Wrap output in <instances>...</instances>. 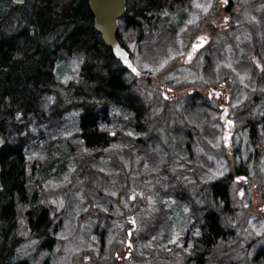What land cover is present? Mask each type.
<instances>
[{"label":"rangeland","instance_id":"374dc122","mask_svg":"<svg viewBox=\"0 0 264 264\" xmlns=\"http://www.w3.org/2000/svg\"><path fill=\"white\" fill-rule=\"evenodd\" d=\"M222 1L225 0H192L176 10L159 12L155 26V20H152V25L148 26L146 21L140 19L141 28L134 31L133 28L128 27L121 32L124 39L130 38V41L125 43V48L129 50L134 64L142 75L150 80L146 82L145 79L131 78L129 79L131 83L127 81L132 88V102L137 104L134 99L137 97L143 104L142 117H139L135 105L131 107L132 112L128 109L129 105H124L117 110L110 107L109 112L105 114L108 125L103 129H107L116 137L117 149L113 153L116 155L114 161L116 172L112 174H116L118 181L124 177V183L122 181L115 186L109 185L102 167H100L101 171L92 168L90 160L82 150H79L81 145L76 134L79 116L77 113L74 115L65 113L67 107L75 102L66 92L65 86L77 74V60L68 59L54 64L53 83L55 87L57 86L59 109L65 113L63 119L66 123L57 133L52 134L50 131L41 148L35 150L32 147L25 155L28 165L26 187L29 193L32 190L38 193L35 195L36 205H44L56 215L63 216V220L58 219L61 220V231L57 236V245L50 254L46 252L44 254V259L49 261V264H91L89 256L81 252L89 247L86 245L87 242L90 241L91 244L96 245V248L103 247L102 244L105 247V240L109 239L111 234L112 245H116L115 235L119 245L121 242L124 243L125 233L130 229V226L127 227V220L130 219L134 220L138 231L132 233L130 240L135 253H132L133 257L125 264H194L191 257L185 253L191 246L185 244L183 248L180 241L175 242V237H179L192 220L184 216L181 221L178 213L174 219L169 217L165 206L170 205L171 202L169 199L165 200L166 204L164 200L161 201L162 196L165 195V188L160 179L167 180L168 173L165 167L170 160L175 162L180 159L187 167L190 176L200 170V203L202 202L200 208H202L204 205L207 206L208 199L203 197L207 193L201 186L214 181L219 176L217 174L223 176L230 173L235 161L233 158H228L229 160L226 158V161L218 160L220 154L226 153L221 144L222 128L201 118L198 108H191L188 100L182 98V93L193 87L192 79L196 74L191 70L198 71L197 63L191 66L190 61L185 62V57L190 52L189 42L200 26L205 27L206 35H211V49H205L200 53V87L221 82L225 78H220L222 74L229 76L232 85L237 87V93H232L234 96L239 95L240 87L248 88L244 80L250 84L255 81L248 73L243 76L234 72L229 73L232 55L261 54L264 45V0H226L230 6H233L232 13L235 14L233 27L208 26V9L210 10L212 5L220 6ZM187 7L189 9L185 12ZM223 14L226 15L220 9L218 14L220 20ZM138 33L141 38L144 37L139 43L134 41ZM204 59H207L206 66L203 64ZM209 61L210 65H208ZM260 80H264V77ZM226 86L230 89L228 83ZM168 87L178 95L175 96L178 98L177 102H169L161 98V93L168 94L166 92ZM130 113L133 115L130 116ZM134 116L138 123L134 122ZM131 124H137L139 130L144 129L146 134L140 136L135 132L134 136H131ZM238 132L236 130V133ZM138 136L141 139L138 141L140 147L137 149L134 147V139ZM232 140L233 137L227 141L228 144H232ZM235 144L241 147L242 161H245V156L253 150L246 149L245 132L235 138ZM231 148L230 146L229 149ZM122 153L124 157H121ZM83 156L88 160L82 158ZM255 161L257 167L254 166L258 171L260 170L259 175L262 177L261 184L257 187L253 182L244 192L239 191L240 185H232L231 190L234 194L231 201L229 199L228 210L223 212V219L226 221L223 224L230 234V229L234 232V236L226 234L222 238L221 244L213 249L211 261L220 264L264 263L260 250L264 249V214L257 209L259 207L262 210L264 207V174L261 172L264 156L261 158L258 155ZM108 162L111 160L109 159ZM149 168L160 178L155 186L143 180L145 178L149 181L152 175ZM59 183L67 185L63 192L55 196L47 194L40 196L43 189ZM139 183L158 207H164L160 217L151 219L149 203L146 201L144 205L147 207H142L140 211L134 206V192ZM147 185L151 186L150 190ZM120 186L123 189H120ZM254 198L260 202L252 203ZM249 200L251 202L248 204ZM183 204H180L179 211L186 206L190 208L191 201L188 196L183 200ZM89 206L92 211L91 216L85 211ZM231 207L234 209L233 215ZM186 213L184 212V215ZM107 215L111 218L108 221L104 219ZM23 221V213L19 212V232L25 240L27 232L23 227ZM107 224L111 225L110 233ZM103 230L105 234L102 233ZM91 231L94 234H91ZM120 234L124 236L123 239ZM141 236L139 243L138 239ZM144 239L151 246V250L147 251L150 256L145 259L142 254L146 252L143 251L142 246ZM27 242L28 246L20 248L19 257L27 261L29 256L32 264L33 260L36 261L37 254L29 248L30 241ZM197 249L200 252L198 247ZM259 250L261 257L255 261L254 258ZM78 257L82 260L78 261ZM96 259L97 264L101 263L99 255H96Z\"/></svg>","mask_w":264,"mask_h":264},{"label":"trees","instance_id":"16d2710c","mask_svg":"<svg viewBox=\"0 0 264 264\" xmlns=\"http://www.w3.org/2000/svg\"><path fill=\"white\" fill-rule=\"evenodd\" d=\"M125 1L126 13L123 21L122 18L117 21L115 34L120 45V32L125 29V24L132 26L133 20L138 18L151 26L152 15L183 5L180 2L183 0ZM92 19L87 0H26L20 6L12 0H0V264H26V260L19 257L25 240L19 232L18 214L22 212L24 218V207H28L29 219H33L31 223L35 229L32 228V234L49 218L53 222L63 220L62 215H56L50 208L36 206L35 195L38 193L34 190L29 193L26 187L28 165L25 155L32 147L35 150L41 148L50 131L54 134L63 127L65 113L79 116L76 131L81 145L79 150L90 160L92 168L101 171L102 167L109 185L115 186L124 179L118 181L116 174H112L116 172V155L113 154L117 149L116 137H112L107 129H102L99 135L94 123L98 118H105L110 107L117 110L129 105L132 112L131 107L135 105L139 117L143 116L144 107L137 97L134 98L137 104L132 102L131 88L126 86L122 91L119 63L94 31ZM68 59H76L78 66L76 76L65 86L75 102L62 113L53 73L57 61ZM137 133L145 135L143 129ZM86 157L82 158L88 160ZM66 186L59 183L46 187L40 196H55ZM215 187V194L221 197L223 188ZM120 189L123 188L120 186ZM205 209L200 208V222ZM85 211L91 216L90 206ZM104 219L111 218L107 215ZM110 226L107 224L108 233ZM206 228L209 241L220 233L213 217L208 219ZM50 230L47 222L44 231L39 230L42 231L39 239L43 238L46 248H51L50 239L54 238ZM91 234L94 233L91 231ZM38 236L35 237L38 239ZM120 237L124 238L122 234ZM110 238L105 240V247L102 244L103 247L96 248L88 241L89 247L81 252L89 256L91 264L98 263L96 255H99V264L127 263L133 257L134 249L125 260L122 258L125 254L123 243L119 245L115 235L116 245H112ZM145 240L142 243L143 251H146L142 253L144 259L150 256L147 251L151 250ZM81 260L78 257V261Z\"/></svg>","mask_w":264,"mask_h":264},{"label":"flooded vegetation","instance_id":"af4514ba","mask_svg":"<svg viewBox=\"0 0 264 264\" xmlns=\"http://www.w3.org/2000/svg\"><path fill=\"white\" fill-rule=\"evenodd\" d=\"M125 1V0H124ZM192 2V0H183L180 1L181 3L186 2ZM180 3V4H181ZM222 4L220 6H214L212 5L211 9H208L207 12V25L213 26L214 28L217 26H223L224 28H232L233 23L235 21V14L232 13L233 6H230V3L227 1H222ZM190 7V6H189ZM189 7L185 9V12L188 11ZM126 1H125V11L126 13ZM220 9H222L223 13H226V15L223 14L221 20L218 16ZM123 14V16H124ZM176 14V13H174ZM217 15V17H216ZM123 16L122 21H123ZM156 16L152 15L153 20H155L156 25ZM263 17V14H262ZM131 27L134 31L138 30L142 27L141 20L136 18L133 20L132 26L124 25V28ZM203 26H200L197 29V33L191 38L189 44H190V52L185 57V62L190 61V65L194 66L195 63L198 65V71H195L194 69L191 70V72L195 73L196 76L193 77V87L191 89H188L182 93V98L187 99L188 104L191 108H198L199 114L202 116L201 118H204L207 122L211 124H217L219 125L220 129L222 128V131L220 132V136L222 139V146L224 147V151L226 153L220 154V157L218 160L226 161V158H233L235 161V164L233 167H231V172L225 175H219L214 181L207 183L206 185H202L201 187L203 190L206 191L207 194H204L203 197H206L208 199L207 206H203L206 209L204 210V215L201 220L200 224V170L196 173H194L193 176H190L188 173L187 167L183 164V162L180 161V159L176 160L175 162H172L171 160L166 165V171L168 173V178L166 181H163L162 178L156 176V172L154 173L152 171V175L150 176L149 181H147L145 178L143 179L146 183L150 185H157L158 182H156L158 179L161 180L162 184L165 188V195L162 196L161 201L166 199H169L171 204L165 206L166 213L170 215L169 217L174 219L176 218V213H178L181 217V221L185 217H190V220L192 222L184 228V231L180 234L179 237H175V242L178 240L182 243V247L184 248L185 244L188 246H191V248H187V253L191 259L193 260L194 264H220L216 263L214 261H211V255H213V249H215L219 244L222 242V238L225 237L226 234H229L234 236V232L231 231V234L228 230H225L224 224L226 221L223 219V212L225 213L229 208V199L231 201V197L234 194V192L231 190L232 185H240V192H244L247 190V187L251 183H256L257 187L261 184V176L259 175L260 170H257V163L256 159L258 158V155L262 158L264 156V80H260L261 77H264V45L261 48V54L257 53H238L232 55V65L231 70L229 73L234 72L239 76H243L245 73H248L250 76L254 78V83L250 84L247 80H244V82H247L248 88L244 89L243 87H240V93L238 96H234L232 93H237V87L233 86L230 80L229 76H224L220 74V78L224 79L219 82L215 83L214 85H208L200 87V53L203 50H210V41H211V35L207 34L204 31ZM123 30H121L122 32ZM120 32V39L122 41L121 46L123 47L124 51L129 55L130 62L134 66V68L137 71V74H131L127 70H125L120 64L119 68L121 70V83L123 86L122 91L125 90V87L128 88L131 87L130 84H128L127 81L129 79H135V80H142L145 79L146 82H149V79H146L144 75L140 72L136 64H134V60L127 48H125V43L130 41V38L127 40L124 39ZM142 38H144L142 36ZM142 38L140 37V33L136 35V38H134V41L139 43ZM125 40V41H124ZM203 42V46L199 49H194V46H197ZM240 50H242L240 48ZM195 60V61H193ZM214 62V60H212ZM204 66L207 65V59L203 60ZM208 65H210V61L208 62ZM131 83V81H129ZM230 86V89L227 88L226 84ZM162 90V89H161ZM166 92L168 94H162L161 98L165 101L169 102H177L178 98L175 96H178L175 94V91L172 88H166ZM108 118H98L97 121L99 123H106L105 125H108L107 120ZM137 119L134 116V122ZM200 120V117L198 118ZM202 120V119H201ZM98 122H95V131L98 132L99 135L102 134V129L105 125H97ZM138 123V122H137ZM131 136H134V133L139 130L137 124H131ZM236 130L239 132L236 133ZM144 131V129H143ZM234 132V136H233ZM243 132H245L246 140H247V146L246 149H253L250 151L249 155L247 154L245 157V161H242V153H241V147L237 146L235 144V138L241 134L243 135ZM146 134V132L144 131ZM111 134V133H110ZM112 135V134H111ZM105 137V136H104ZM233 137L232 144H228L227 142L230 138ZM141 138L138 136L137 139H134L135 141V148H139L140 144H138V141ZM230 146L232 147L231 149ZM229 149V150H228ZM253 153H255L253 155ZM121 157H124V154H121ZM254 159V160H252ZM229 160V159H228ZM170 163V164H169ZM230 163V161H229ZM256 167H255V166ZM148 166H146L147 168ZM262 174H264V166L262 168ZM160 183V182H159ZM150 185H147L149 187V190L151 188ZM222 187L223 188V194L221 197L217 196L215 194L216 187ZM137 189L134 192V206L138 208L140 211L142 207H147L144 205V201L149 203V209L151 214V219L155 217H160V215L163 214L164 207L157 206V203L153 201L151 197L148 196V193L145 191L144 188L140 186V183ZM236 195L239 197L238 193ZM190 199L191 204L189 207L180 208V204H183V200ZM256 201H259L258 199L254 198L252 199V203H256ZM251 202V200L248 201V204ZM260 202V201H259ZM37 207H40L38 204ZM42 208H44V205H41ZM154 206V210H152V207ZM202 207V208H203ZM258 211H262L264 214V207L262 210L257 207ZM24 221H23V227L26 229L27 236L25 237V246H28V240L30 241L31 246L29 247L33 251H35L36 255V261H32V264H49V261H45V251H47L50 254V251L56 247L57 245V236L61 231V220H57L56 222H53L49 217V220H47L48 227L51 228V235L54 238L50 239L51 242V248H46L44 245V240L39 239L40 234L45 227V223H42L39 228H36V231L34 234H32V228L33 225L31 222H33V219L31 221L29 214L27 212L29 211L28 207H24ZM247 210V209H246ZM248 211V210H247ZM184 212H187L184 215ZM232 215L234 213V209L231 207ZM26 214V218H25ZM165 214V213H164ZM210 217H213L217 221V226L219 229V235L211 239L210 241L206 239L207 235V221ZM251 217V214L250 216ZM164 219V217H163ZM151 220V221H152ZM220 225V227H219ZM35 229V228H34ZM135 231H138L137 225L135 226ZM39 235V236H38ZM38 236V239L37 237ZM49 236V234H48ZM141 237H139V243L141 242ZM178 238V239H177ZM27 243V244H26ZM197 247L200 249V252L197 251ZM124 249V247H123ZM126 249V248H125ZM127 250V249H126ZM179 250V249H178ZM262 250V258L264 259V249ZM259 252L256 254L254 260L260 259L261 253ZM184 253V252H183ZM28 260L25 262L26 264H30L29 256L27 258ZM235 263V261H232ZM231 264V263H230Z\"/></svg>","mask_w":264,"mask_h":264},{"label":"water","instance_id":"95a60500","mask_svg":"<svg viewBox=\"0 0 264 264\" xmlns=\"http://www.w3.org/2000/svg\"><path fill=\"white\" fill-rule=\"evenodd\" d=\"M26 0H12L16 5H22ZM90 13L93 17V29L100 35L101 41L105 47L111 51L112 57L117 60L120 65L128 72L136 75V69L129 60L128 54L120 47L116 40L117 20H119L125 11L124 0H87ZM203 46V42L195 46L199 49ZM134 225L133 221L130 222ZM126 233V247H130L131 232ZM127 258V255L125 256Z\"/></svg>","mask_w":264,"mask_h":264},{"label":"snow or ice","instance_id":"6c2138e0","mask_svg":"<svg viewBox=\"0 0 264 264\" xmlns=\"http://www.w3.org/2000/svg\"><path fill=\"white\" fill-rule=\"evenodd\" d=\"M225 2H226V0H225ZM195 47V46H194ZM189 55H191V54H189ZM49 99H51V98H49Z\"/></svg>","mask_w":264,"mask_h":264}]
</instances>
